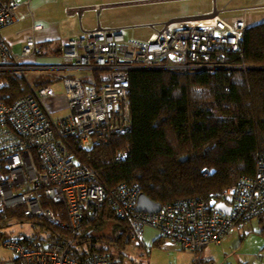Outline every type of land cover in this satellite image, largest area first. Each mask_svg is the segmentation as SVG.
<instances>
[{"label":"built area","instance_id":"built-area-1","mask_svg":"<svg viewBox=\"0 0 264 264\" xmlns=\"http://www.w3.org/2000/svg\"><path fill=\"white\" fill-rule=\"evenodd\" d=\"M17 8L18 0H0V73L15 72L27 79L30 70L39 68L34 37L13 50L2 35L16 20ZM246 28L244 15L226 21L214 11L168 20L144 42L125 39L119 29H97L64 40L60 66H48L88 73L90 83L65 78L61 95L51 86H30V94L12 103L0 95V213L20 209L23 221L16 223H27L36 231L0 236V246L13 254L0 264H111L108 252H93L83 260L74 257L82 226L104 203L127 223L130 247L143 245L144 229L152 228L193 252V264H201L204 248L221 244L237 226L258 219L264 213V151L257 154L255 177H242L221 193V200L178 199L156 213H146L135 211L137 184L122 183L107 191L96 171L79 164L67 145L70 138L88 150L129 133L133 70H245L243 62L236 66L229 61L242 50ZM94 71L103 74L95 79ZM61 99L67 114L54 117ZM116 157L124 160L126 155ZM217 203L229 207V214L215 210ZM36 223L68 231L70 237L62 242L47 239ZM56 238L64 239L61 234Z\"/></svg>","mask_w":264,"mask_h":264},{"label":"trees","instance_id":"trees-1","mask_svg":"<svg viewBox=\"0 0 264 264\" xmlns=\"http://www.w3.org/2000/svg\"><path fill=\"white\" fill-rule=\"evenodd\" d=\"M242 41V50L229 62L236 66L243 62L245 70H133L129 133L88 150L69 138L71 154L96 171L107 191L122 183L137 184L141 194L161 206L184 198L221 200V193L242 177H255L257 154L264 151V22L247 27ZM91 73L95 79L103 74ZM87 77L83 80L90 83ZM30 86L29 79L18 73H0V95L6 103L30 94ZM118 153L126 158L118 160ZM204 169L212 173L203 175ZM22 221L20 209L0 213V229ZM36 225L55 242L70 237L48 223ZM106 230L111 235H105ZM58 232L64 239L56 238ZM129 233L127 223L104 203L82 226L74 257L83 260L93 252H108L111 264H121L111 247L120 252L130 246ZM161 239L166 238L155 244ZM117 257L121 260V252Z\"/></svg>","mask_w":264,"mask_h":264},{"label":"crops","instance_id":"crops-1","mask_svg":"<svg viewBox=\"0 0 264 264\" xmlns=\"http://www.w3.org/2000/svg\"><path fill=\"white\" fill-rule=\"evenodd\" d=\"M177 1H180L178 11H181L182 15L179 17H176V14L172 15L169 17L170 19L167 18L169 20L181 17L208 16L216 11L226 21H230L235 15H244L246 26L249 27L259 24L256 21L259 18L257 14L264 13V0H232L230 5H227V0H219L220 8L217 7V0H209L214 4L213 9L203 6L200 10L198 8L201 4H197L195 0ZM200 1L199 3H202L203 0ZM137 3L126 2L125 0H18L17 18L2 30V35L13 50H20L27 38L34 37L37 49L35 66L39 68L30 70L28 79L32 88L42 87L40 85L44 83L43 86H51L55 90L54 85L60 81L62 83L65 78H76L77 73L84 74L64 67L48 68V66H60L59 56L62 51V42L81 37L83 34L97 29H119L123 32L124 38L127 39L125 35L126 32L129 33L130 27L127 25L128 19H125L126 8L124 7ZM231 4L234 5L227 8ZM135 25L137 26V24ZM85 75L87 76L88 73ZM85 75L79 76L77 79L83 81ZM56 107L63 111L60 115L67 114L64 100H57ZM240 227H242L241 229L250 227L264 234V215L262 218L247 222ZM149 231L155 230L145 228L143 237L145 233H150ZM262 250L260 249L253 258L249 256L248 259L254 264H264ZM256 256L260 259L254 261ZM208 260L212 259L208 258Z\"/></svg>","mask_w":264,"mask_h":264},{"label":"rangeland","instance_id":"rangeland-1","mask_svg":"<svg viewBox=\"0 0 264 264\" xmlns=\"http://www.w3.org/2000/svg\"><path fill=\"white\" fill-rule=\"evenodd\" d=\"M120 1V0H117ZM126 2H138L134 5H127L124 8L126 12L125 19H128L127 25L130 27L129 33L125 37L132 40L145 41L153 29H158L161 25L169 20L172 15L176 14L179 17L181 11H178L180 1H162V0H125ZM148 1V2H147ZM153 1V2H152ZM232 0H227V5H230ZM197 4H201L198 10L203 6L213 9V2L209 0H195ZM231 6L227 7L230 8ZM217 7L220 8V1L217 0ZM261 10V9H258ZM237 13V12H236ZM201 15V14H200ZM259 18L257 23L264 22V13L257 14ZM256 16V15H253ZM169 18V19H167ZM137 24V26L135 25ZM254 25V24H252ZM84 74L77 73L76 78ZM55 92L61 95L64 92L61 81L54 85ZM54 89V88H53ZM63 111L53 113L54 117L62 114ZM122 155H124L122 153ZM237 226L230 237L224 240L219 245H210L204 248L202 252V261H209L208 258L215 264H249V256H255L260 249L262 250V257L264 256V234L258 232L250 227L241 229ZM143 237V245L138 247L125 246L121 252V260L118 259V250L111 247L112 254L116 255V262L121 261V264H193L194 255L189 250H184L176 243L169 239H161L158 244L155 241L160 238L155 231H149ZM13 233L32 235L36 231L27 223L17 224L13 222L10 226L0 229V236L9 235ZM105 235H111L109 230L104 232ZM43 235V234H42ZM13 258L11 251L0 246V259L6 260ZM249 262V263H248Z\"/></svg>","mask_w":264,"mask_h":264},{"label":"water","instance_id":"water-1","mask_svg":"<svg viewBox=\"0 0 264 264\" xmlns=\"http://www.w3.org/2000/svg\"><path fill=\"white\" fill-rule=\"evenodd\" d=\"M184 159H181L183 161ZM161 205L154 201H151L144 194H139L135 211L136 212H146V213H156L159 211ZM215 210L220 211L225 214H229L230 208L223 203H217L215 205Z\"/></svg>","mask_w":264,"mask_h":264},{"label":"bare ground","instance_id":"bare-ground-1","mask_svg":"<svg viewBox=\"0 0 264 264\" xmlns=\"http://www.w3.org/2000/svg\"><path fill=\"white\" fill-rule=\"evenodd\" d=\"M208 23H211V21H208Z\"/></svg>","mask_w":264,"mask_h":264},{"label":"clouds","instance_id":"clouds-1","mask_svg":"<svg viewBox=\"0 0 264 264\" xmlns=\"http://www.w3.org/2000/svg\"><path fill=\"white\" fill-rule=\"evenodd\" d=\"M32 87V86H31Z\"/></svg>","mask_w":264,"mask_h":264}]
</instances>
